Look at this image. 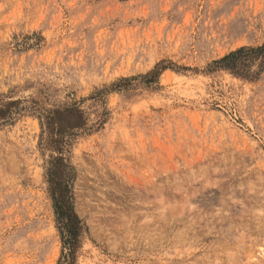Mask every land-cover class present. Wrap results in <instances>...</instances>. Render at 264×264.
<instances>
[{
    "label": "rangeland",
    "instance_id": "1",
    "mask_svg": "<svg viewBox=\"0 0 264 264\" xmlns=\"http://www.w3.org/2000/svg\"><path fill=\"white\" fill-rule=\"evenodd\" d=\"M263 43L264 0H0V264L68 262L59 193L74 264H264V66H211Z\"/></svg>",
    "mask_w": 264,
    "mask_h": 264
},
{
    "label": "trees",
    "instance_id": "2",
    "mask_svg": "<svg viewBox=\"0 0 264 264\" xmlns=\"http://www.w3.org/2000/svg\"><path fill=\"white\" fill-rule=\"evenodd\" d=\"M256 61L259 62L257 64V70L254 71L251 69V65ZM211 66L213 70H223L238 77L254 80L260 74L264 66V43L260 46L241 47L213 61ZM55 170L57 171V169ZM53 171H51V173ZM70 200L71 198H68V196L63 193H59V195L54 197L57 222L61 230V236L64 238L63 242L69 250V256H67L69 260H67L68 262L66 264H74L73 255L75 252V240L81 230V223L72 210V203ZM61 258L66 259V256H62ZM64 262H66V260H59L58 264H64Z\"/></svg>",
    "mask_w": 264,
    "mask_h": 264
}]
</instances>
